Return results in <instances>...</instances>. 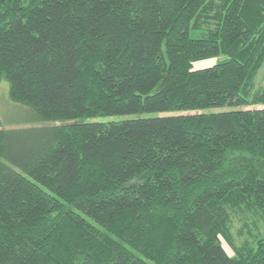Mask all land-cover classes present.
<instances>
[{"label":"trees","instance_id":"obj_1","mask_svg":"<svg viewBox=\"0 0 264 264\" xmlns=\"http://www.w3.org/2000/svg\"><path fill=\"white\" fill-rule=\"evenodd\" d=\"M263 64L264 0H0V264H264Z\"/></svg>","mask_w":264,"mask_h":264},{"label":"rangeland","instance_id":"obj_2","mask_svg":"<svg viewBox=\"0 0 264 264\" xmlns=\"http://www.w3.org/2000/svg\"><path fill=\"white\" fill-rule=\"evenodd\" d=\"M210 23V22H209ZM208 24V22H205ZM199 30H192L191 33L193 35H197ZM216 57H210L202 60H198L195 62V65H206L215 62ZM256 86L264 87V64L259 69L257 76H256ZM227 107H208L204 108L205 111H219L226 109ZM174 112L175 111H170ZM170 112H161V113H170ZM141 114H148V113H141ZM137 114H124V115H112L109 118H125L135 116ZM33 120V111L30 106L27 104L14 100L9 95V81L2 77L0 79V128H18V127H28L30 126V122ZM252 219L256 221L257 225L260 227L258 229H253L255 232L259 230L260 234L264 236V216L261 214H253ZM90 219V218H88ZM252 219H248L249 223H251ZM91 220V219H90ZM92 222H95L91 220ZM242 226V221L239 219L235 220L234 229H238ZM251 239L249 232L244 230L242 234L236 235V241L242 242L244 239ZM229 252L232 250L228 248Z\"/></svg>","mask_w":264,"mask_h":264}]
</instances>
